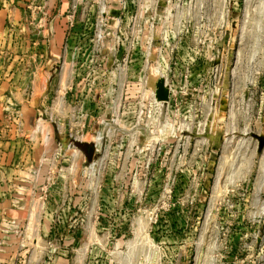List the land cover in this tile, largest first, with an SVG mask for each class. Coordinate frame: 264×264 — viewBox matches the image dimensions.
<instances>
[{"label":"rangeland","instance_id":"374dc122","mask_svg":"<svg viewBox=\"0 0 264 264\" xmlns=\"http://www.w3.org/2000/svg\"><path fill=\"white\" fill-rule=\"evenodd\" d=\"M30 1L0 0L32 6L16 34L57 17L70 55L29 142L51 150L45 181L0 210V264H264V0Z\"/></svg>","mask_w":264,"mask_h":264},{"label":"crops","instance_id":"0c3cea01","mask_svg":"<svg viewBox=\"0 0 264 264\" xmlns=\"http://www.w3.org/2000/svg\"><path fill=\"white\" fill-rule=\"evenodd\" d=\"M30 2H33L34 6L40 5L41 8H35L37 10L42 7L52 9L57 4V0ZM2 3L0 50L1 44H7L6 58H9L8 63L4 65L0 62V210L4 211L6 203H18L22 193L30 192V187L37 189L42 185L39 182L44 179L39 177L40 170L45 167L47 169L49 163L41 166L38 163L39 157L48 155L51 150L47 144L31 148L29 142L41 140L35 128L38 107L46 104L48 100L46 91L55 71L62 60L69 57L70 52L69 49L64 51L63 47L64 39L69 35L64 20L57 17H41L40 13L37 15L34 11V17L29 22L36 26L37 32L34 35L20 37L16 32L18 27H23L24 30V26H29L26 23L28 20L23 16L24 12L32 9V6L29 2L22 3L26 8H23L20 2L15 6L6 5L7 2ZM18 44L21 45L20 51L10 52L11 46ZM2 54L0 51V59L4 58ZM43 58H46L44 64L40 63ZM9 105H16L19 108L15 118L12 113L11 115L6 113L11 109ZM49 132H53L52 127ZM33 154L35 160L32 162ZM31 174H34L35 178L27 176ZM1 211L0 217L5 216Z\"/></svg>","mask_w":264,"mask_h":264},{"label":"water","instance_id":"95a60500","mask_svg":"<svg viewBox=\"0 0 264 264\" xmlns=\"http://www.w3.org/2000/svg\"><path fill=\"white\" fill-rule=\"evenodd\" d=\"M155 97L159 103L165 104L170 101V97H171L170 89L168 88L166 81L164 79H160L158 81Z\"/></svg>","mask_w":264,"mask_h":264}]
</instances>
